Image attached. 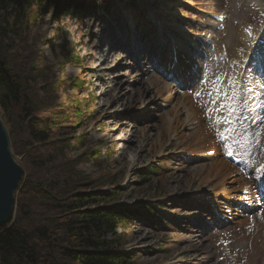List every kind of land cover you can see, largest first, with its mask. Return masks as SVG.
I'll return each instance as SVG.
<instances>
[{"label":"rangeland","instance_id":"rangeland-1","mask_svg":"<svg viewBox=\"0 0 264 264\" xmlns=\"http://www.w3.org/2000/svg\"><path fill=\"white\" fill-rule=\"evenodd\" d=\"M95 1L98 7L96 12L59 15L57 18L47 14L37 22H29L30 26L23 32V39L16 34H9L4 40L6 46L2 50L6 49L8 51L4 53L16 55L13 62L16 66L20 64L28 76H34L36 72L30 71L29 65L24 63L27 56H34L33 52L42 53L45 61L40 69L44 71H41L40 76L36 75L34 82L30 81V88L27 89L42 104L41 109H48L53 105V108L48 109L52 112L66 105L70 107L72 110L70 121L73 122L74 127L68 128L66 132L72 133V138L75 136L83 138L88 134L82 144L75 143L74 139L67 143L62 158L60 150L57 149L58 145L34 144L33 150L29 153L26 151L16 153L11 147L15 159L24 170L27 168L26 171L30 174L34 171L37 161H46L51 157L55 158L56 162H63L61 166L73 163L77 170L89 174L93 179L101 176H109V179L111 176L112 182L103 188L114 190L118 185L120 189L118 201L121 204L133 208L147 205L154 213V221L146 215H139L133 218L125 231H118L124 236L125 248L134 251L135 259L142 264H264V196L262 193L256 192V195H252L255 199L249 201L246 212L239 210L240 206L232 202H225L222 199L217 201L215 204L227 216L226 221L219 219L212 211L209 197L191 194L208 188L209 185L204 179L209 175L211 163L210 156L202 157V152L198 151L197 139L190 138L193 134L192 125L187 123L183 131L185 137L179 140L172 135L168 136L163 130L161 136L163 149L155 155L153 142H156L157 135L153 136V134L162 126L160 116L164 112L162 101L156 98L136 110L121 112L111 110L108 113L109 116H105L101 111L102 103L99 98L103 92L99 88L102 83L104 84L103 81L109 76L118 78L119 70H125L127 66H130L129 64L135 66L134 77L138 75L141 78L144 68L152 70V73H156L162 79L165 78L174 86L178 90V96L187 91V85L183 83V86L177 75L169 79L163 76L162 69L168 65L167 57L160 59L163 50L150 56L151 60L142 61L141 67H138V61H135L131 51L123 46V44L128 46L129 34L132 31L138 32L144 28L142 7L146 6V1L144 6L138 0ZM202 2L205 3L202 7L197 5L193 8L177 0H149L148 6L162 10L161 7L180 5L184 11L182 14L176 11L170 22L181 24L178 22L182 20L181 26L186 34L191 37L198 36L204 41L203 44H199L200 46H196L198 68L192 80V89L199 85L204 86V92L199 97L198 104L202 112L206 113L205 108L202 107L205 105L210 107V99L205 91L211 83H200V81H211L222 76L225 70V57L220 58L215 47L231 50L239 46L241 44L239 25L253 27L263 25L264 7H255L248 4L246 0H202ZM263 2L264 0L259 3L264 5ZM146 9L150 14L151 10L148 7ZM152 15L155 16L153 10ZM155 19L158 21L156 17ZM133 20L135 24H132ZM100 28L104 29L100 33L105 41L104 52L120 51L127 55V59L122 60V64L116 69L95 68V53L92 51L91 54H87L92 41L89 33L97 36ZM58 31L62 34L59 33L61 36L67 33L66 41L75 54L80 56L82 69L68 66L64 70H59L62 59L56 57L50 47ZM163 32L165 37L161 44L171 43L172 50L175 43L181 44L180 40L183 41L182 45L194 44L190 38L169 30V27ZM115 37L120 40L119 43H123L117 48L111 47L110 43V40ZM170 37L172 40H168ZM261 45L264 46V37ZM202 48L205 50L203 55ZM250 59L251 61L245 63L242 71L240 89L248 90V95L254 96L257 101L264 100V66ZM202 66H204L203 74L199 69ZM134 77L127 78L129 84L133 83ZM77 79L81 80V85L70 89L69 85ZM66 80L64 85H59ZM4 93L5 90L0 89V98ZM102 98L106 103L110 95L105 98L102 96ZM13 108L16 110L18 106ZM11 110V104H8V107L0 104V116L8 133L13 121L10 119ZM79 110L84 118L78 124L77 120H80V117H77L76 112ZM255 114L264 115V108H255ZM117 118H120V124H114ZM128 123L132 125L129 129L138 131V136L132 140L134 142L131 140L128 142L126 138L122 139L123 135L118 130L119 127ZM152 124L155 126H151ZM246 127L247 125H241L240 132H244ZM217 134L216 130L214 138H217ZM249 134L251 142L245 148H240L235 143L238 138L243 141V137L231 136L228 143L229 149L235 150L236 154L232 158L229 156L225 159L235 163L238 169L250 168V163L254 168L264 164V159H258L264 155V124L258 121L256 128L249 129ZM97 147H101L95 156L98 160L94 157L87 158L86 153ZM149 167H153V172H145ZM143 173L148 174L146 176L150 178V182L142 184ZM233 179L226 182L231 189L239 185L237 182H232ZM238 216L244 217L246 221L238 222ZM193 237L201 239L193 243Z\"/></svg>","mask_w":264,"mask_h":264},{"label":"trees","instance_id":"trees-1","mask_svg":"<svg viewBox=\"0 0 264 264\" xmlns=\"http://www.w3.org/2000/svg\"><path fill=\"white\" fill-rule=\"evenodd\" d=\"M95 2L0 0V89L5 90L0 104L6 107L11 104L12 118L9 117L13 121L9 133L14 152L29 153L34 144H52L58 145L62 158L71 140L82 144L88 134L83 138H72V133L66 132L74 127L70 121V107L66 105L52 112L48 109L53 105L41 109L42 104L27 89L30 81L34 82L44 71L40 69L45 61L42 53L33 52L34 56H27L24 63L29 65L30 71L36 72L34 76H28L20 64L16 66L13 62L16 55L4 53L8 51L2 50L6 46L4 40L9 34L23 39L29 22H37L47 14L57 18L59 15L96 12ZM59 33L50 45L56 57L62 59L59 70L68 66L81 68L80 56L66 41L67 33L63 36ZM65 82L67 80L59 85ZM81 83L77 79L69 88H78ZM13 106L18 108L15 110ZM76 113L80 117L77 120L79 124L84 115L81 110ZM100 149L89 150L86 157L98 160L95 156ZM49 158L37 161L32 174L26 171L27 168L24 170L15 193L13 217L0 228V264H142L135 259L134 251L125 248L124 236L118 231H125L133 218L139 215H146L154 221L150 208L147 205L133 208L121 204L118 185L115 184L114 190L103 188L112 182L111 176L109 179V176L93 179L77 170L73 163L67 165L64 162L66 165L61 166L63 162ZM153 170L149 167L145 172ZM146 175L143 173L141 177L142 184L150 182Z\"/></svg>","mask_w":264,"mask_h":264},{"label":"bare ground","instance_id":"bare-ground-1","mask_svg":"<svg viewBox=\"0 0 264 264\" xmlns=\"http://www.w3.org/2000/svg\"><path fill=\"white\" fill-rule=\"evenodd\" d=\"M138 1L142 4V6H144V3L146 1V6L144 7H148L151 10L150 15L147 9L141 6L144 9V17L142 18L144 21V28L138 32L132 31L133 37L131 36V34H129L128 46L123 43H119L120 40L115 37L110 40L111 47L115 48L116 46L117 48L118 45L121 46L123 44L124 47H127L131 51L135 61H138L139 63L142 61L146 62L151 60L150 56L156 54L157 51L163 50L164 54H161L160 59H164L165 57H167L166 62H168L169 64L173 52L171 49L172 45L171 43H163V45L161 44V41H163L164 39L163 37H165L163 36V31H165L168 27L169 30L171 29V31L173 32H179L184 35L185 38H190V40H192L196 46L200 43L203 44L204 41L201 40V38H199L198 36L191 37L189 34L185 33V29L181 26L182 20L178 22L181 24H172L170 22L171 18H173L172 15H174L176 11H180L181 14L184 11L180 8V5L173 4L167 8L161 7L162 10H159L156 7H154L153 9L152 7L148 6L149 0ZM177 1L179 3H187L188 7L193 8L197 5H200L202 7V5L205 4L204 2H202V0ZM246 1L248 2V4L255 7H264V5L259 3L262 2V0ZM152 10L155 16L152 15ZM155 17L157 18L159 23L158 21H156ZM132 24H135V20H133ZM102 31H104V29L100 28L99 34L97 36L89 33L92 41L89 44L87 54H91L92 51L95 53V68H103V70H113L118 68V66L122 64V60L127 59V55L123 54L120 51H116L114 53H105L103 49L105 41L103 36H101L100 34ZM108 37L110 38L109 35ZM263 37L264 24L260 27H253L243 24L239 25V39L241 42L239 46L231 48V50L215 47L218 56L220 58L221 56L225 57V70L222 76L227 74V76L230 77V82L235 83L236 88L240 89L239 84L242 71L245 66V59L248 56L252 58L254 49H264V46L261 45ZM170 39L172 40V37H170L168 40ZM180 42L181 44L175 43L173 45L175 55L174 64H177L178 67L181 66L182 71L179 76L180 82L187 85V91H185V93L178 96V90L174 86H172L167 80H165V78L162 79V77L154 72L152 73V70H149L147 68H144V71L141 70V78H139L138 75H136L137 77H134L133 74L135 73V66L133 64H129L130 66H127L125 70H119L118 78L109 76L103 81L104 84L102 83V86L99 88L100 91L103 92V94L99 98L100 103H102L101 111L105 114V116H109L108 113H110L111 110H114V112L136 110L146 105L147 103L152 102L156 98L162 101L164 111L160 115L162 126L157 128L158 132L153 134V136L157 135L156 142H153L155 155L161 152L163 149L161 140L163 130L167 132L168 136L172 135L179 140L185 137L183 131L187 123L192 125L193 134L190 135V138L197 139L199 145L198 151L202 152V157L205 155L210 156L211 163L209 175L204 179L205 183L209 185L208 188H203V190L200 192L194 191L191 194L197 196L202 195L206 198L209 197V201L212 203V211L217 214L215 215L218 216L219 219H223L226 221L227 216H225L223 212H221V210L215 203L222 199V201L232 202L239 205V210L242 209V212H246V210H248L249 201L251 199H255V196L252 197V195H256V192L257 194L258 192L264 194V178H261L264 177V170L261 169V165L264 164L258 163L260 165L254 168L252 163H250V168L238 169L235 163H231L228 159H225V157L229 158V155L227 153L230 149L229 147H226V145H228L230 138L221 139L220 134H224L226 128L229 126L223 123L218 125L216 122L217 116H223V113L210 112V107H207L206 105L202 107L205 108L206 113L202 112V109L198 104V99L202 95L197 96L195 95V93L198 91L203 93L204 86L199 85L197 87H194L195 89H192V80L195 78V74L197 71L196 68H198L196 53L193 50L192 46L182 45L183 41L180 40ZM138 44L140 47H137ZM147 46L148 48H152V51L145 50V47ZM203 51L205 50L202 48V55ZM147 52L149 53L146 54ZM182 58L184 59L183 61H181ZM203 68L204 66H202V68H199L201 69L202 74L204 73ZM173 73L171 74L174 75ZM133 77V83L129 84L127 78ZM211 86L212 85L208 84L207 91H205L206 93L209 91V89H211L209 88ZM107 95H110V99H108L105 103L102 96L105 98ZM207 97L209 99H212V97L208 95ZM120 121V118H117L115 119L114 124H120ZM257 124L258 121L253 125V128H256ZM211 125L213 127H211ZM122 126L123 127L118 128L120 133L123 135L122 139L126 138L129 142L130 140L132 141L138 136V131L129 129L132 127L131 123ZM151 126L155 125L152 124ZM216 130L218 131V136L216 135L217 138H214ZM150 133L151 132H149V134ZM227 135L229 137L232 136L231 133H227ZM258 159H264V155L262 157H258ZM232 178H234V181L232 182L239 183V185H237V187L233 189L227 186L228 183H226ZM228 208H230V206H228ZM238 219V222L240 223L246 221L244 217L241 218L238 216ZM199 239L201 238L193 237L192 242H199Z\"/></svg>","mask_w":264,"mask_h":264},{"label":"snow or ice","instance_id":"snow-or-ice-1","mask_svg":"<svg viewBox=\"0 0 264 264\" xmlns=\"http://www.w3.org/2000/svg\"><path fill=\"white\" fill-rule=\"evenodd\" d=\"M252 60L264 66V49H254ZM200 83H211L212 88L206 93L212 97L209 100V111L223 113V116H217L216 122L218 125L223 123L229 126L224 134H220L221 139L231 138L227 135L231 133L232 137H243V141L239 138L235 140L238 147H247L251 142L249 129H252L257 121L264 123V115L255 114V108H264V100L257 101L254 96L248 95V90L236 88L235 83L230 82L227 74L211 81L201 80ZM195 95L200 96L202 93L198 91ZM241 125H247L242 133L240 132ZM226 147L229 146L226 145ZM227 154L233 156L236 153L235 150L230 149ZM261 169L264 170V165H261Z\"/></svg>","mask_w":264,"mask_h":264},{"label":"water","instance_id":"water-1","mask_svg":"<svg viewBox=\"0 0 264 264\" xmlns=\"http://www.w3.org/2000/svg\"><path fill=\"white\" fill-rule=\"evenodd\" d=\"M23 175L24 168L13 155L10 135L0 116V228L13 217L15 193Z\"/></svg>","mask_w":264,"mask_h":264}]
</instances>
